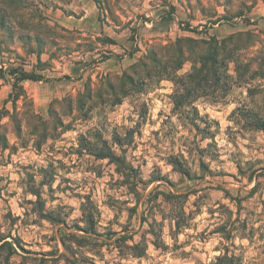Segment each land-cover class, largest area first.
<instances>
[{"label":"clouds","instance_id":"9594fccd","mask_svg":"<svg viewBox=\"0 0 264 264\" xmlns=\"http://www.w3.org/2000/svg\"><path fill=\"white\" fill-rule=\"evenodd\" d=\"M27 2L0 0L14 28L9 51L0 44V264H264V128L242 115L264 121V0ZM172 6L174 23L192 15L220 22L188 55L183 41L170 39L149 59L143 49H153L154 33L167 36ZM109 8L127 21L108 20ZM225 15L233 19L225 23ZM108 36L115 48L103 43ZM212 36L228 39L204 71L222 75L223 86L210 74L194 79ZM22 39L44 48L40 61L55 54L60 65L79 68L57 82L64 68L49 64L39 111L28 93L19 105L4 103L21 94L8 72L20 65L17 56L25 72L37 70ZM117 55L123 59H104ZM94 72L100 81L91 98H74L72 89L83 92ZM232 109L229 119L219 115ZM9 234L30 254L3 247Z\"/></svg>","mask_w":264,"mask_h":264},{"label":"rangeland","instance_id":"374dc122","mask_svg":"<svg viewBox=\"0 0 264 264\" xmlns=\"http://www.w3.org/2000/svg\"><path fill=\"white\" fill-rule=\"evenodd\" d=\"M16 2H17V6H19L21 8L31 7V5L27 2V0H16ZM218 7H221V6L218 5ZM55 10L56 11H63V9H59V8H55ZM175 15H176V8H175V6H172L170 14L164 19V23L166 25H171V27H168V29H167V36H165L164 33H154L153 38L149 40V43L153 45V49H151V50L143 49L148 54L149 59H152V57H153V51L155 50L156 44H162L164 47H167L170 39L173 42L183 41L184 46H185V53L184 54L188 55L190 51L195 50L196 46L199 43H201V42H203L205 44L208 43V39H206V36H207L206 29L209 27V25H214V24H217L220 22L218 19H216L214 17H206L205 19H203L201 21V20H197L196 17L194 15H192L189 17V21L187 23H184V24L174 23ZM200 15L202 17L205 16V9L200 10ZM107 16H108V20L113 21V22L123 23V22L127 21V17L121 16L119 9L112 10L109 8V11L107 12ZM113 18H115V19L113 20ZM138 18H140V17H138ZM99 19H101L103 21L104 18L100 17ZM140 19H142L146 25L148 23H150V20L147 16H144ZM232 19H233V17L227 16V15L223 16V20L225 23L229 22ZM193 23L197 24V27L194 29H192ZM201 23L204 25L203 28L199 27V25ZM187 25H188V27H187ZM104 26L106 28H109L110 24L105 23ZM131 31L133 33H135V31H136L135 27H132ZM13 34H14V28L11 24V21L7 18V16L0 15V37H2V39H0V44H5L4 52L9 51L8 47L6 46V42L9 39V37ZM130 38L134 40L135 35H132ZM97 39H99V38H97ZM222 39H228V38H221L219 36H212L211 37V40L214 41L215 43L209 47L206 54H201L200 60L198 61V64L200 66V71L195 74L194 79H197L198 81L203 80L206 78L207 75L210 74L213 76V78L215 79L217 84H219L220 86H223L222 75L217 76L216 72H214V71H210L208 73H206L204 71L207 64H209V63H211L213 65L216 64V62H213V58L214 57L216 58L217 50L220 47V41ZM103 43H105L106 46H109L110 48H115L117 46L115 40H113L111 36L106 37L105 40L103 41ZM21 44L24 47L28 48L29 54L35 55L37 57V62H36L37 63V70L33 72L35 74L42 75V73L49 71V64L50 63L56 65L57 67L64 68L63 77H56L55 78L57 82H60L61 80L71 81L73 73L79 71L78 67L69 68L67 66V64L60 65V62H59V60L56 59L55 54H53L50 57L49 61H40L39 57L45 55V51H44V48L39 43H37L35 50H33V48L31 47V45L28 41H25L22 39ZM141 48H142V46L138 45L136 50H140ZM68 55H71V53L66 52L65 56L67 57ZM17 58L20 59L21 63L18 66H13V67H10L8 69L9 75H11V76H12V74H11L12 69L23 70V63H24L23 58L19 57V55L17 56ZM129 58H131V57H129ZM104 59L108 60V61H114L115 59H121L122 60L123 58L119 57V55H117L116 57L105 56ZM75 63L77 65H79L81 62L76 61ZM3 75H4V70L0 69V78H3ZM120 75H121L122 79H124V80L128 79L125 74H120ZM260 78L264 79V76H261ZM79 79L80 78L77 79L76 83H79ZM98 81H100V77L95 72L92 73L91 75L87 76L86 79L84 80L83 92H80V91H78V89L73 88L72 89L73 97L74 98H80V99H85V98L90 99L91 98L90 92L92 89L95 88ZM128 82L131 83L130 80ZM48 83H49V81L46 80L45 78L41 81L24 80L21 83V94L17 95V97L14 101L11 100V97H10L9 100L4 101V103L6 105H10V106L19 105L23 102V94L28 93L31 96L33 105L36 107L37 111H39L40 110V101H41L42 96H43L44 87ZM104 83L106 84V86L109 89H111L113 87V83L110 81V79L107 76L105 77ZM163 83L164 82H162V84ZM167 83L171 84L170 81ZM160 90L165 91V88H161ZM245 92L248 95H252L254 90L246 89ZM2 93H3V88L0 87V94H2ZM181 99H183V97ZM76 109H77V104L74 103L72 111H76ZM234 112H235V109H232L229 111L227 116H224V113H222V112L219 113V115H221L225 119H229L234 114ZM242 115H246L247 118L249 120H251L258 128H261V127H259V124H261L262 122L264 123V121L255 120V117L252 116L251 114L242 113ZM9 119H11V118H9ZM218 123H220V121H218ZM13 126H15L14 122H13ZM5 139H7V138H5ZM42 147H43V145H39L37 147V151H39ZM81 148H86L83 141H81ZM5 150H7L6 145H5ZM80 154H81L80 152H75L72 155L75 157V156L80 155ZM88 154L91 155L92 153L89 152ZM96 159L107 160L108 163L110 165H113V166L115 164H120L122 167H126V165H124L121 161L113 160L112 158H110L108 156L102 157L100 155H97ZM177 166H181V165L178 164ZM114 170L119 172V168L114 167ZM241 175H244V174L241 173ZM254 178H255L254 176H245V180L248 182H251L252 179H254ZM30 179H31V177H30ZM30 194L36 195V191L30 190ZM37 199L39 200L38 196H37ZM29 202H31V201H29ZM41 207H42V205H41ZM239 210L240 209L237 208L238 212H239ZM9 216H11V213H9ZM44 220L46 223L49 222L47 217H44ZM6 241L17 242L16 240H13L11 238V234L8 235V237L6 238ZM18 244H19V246H16V248L19 249L20 253H23L24 255L30 254V252H31L30 249L24 248L21 243H18ZM3 247H8V245L5 244ZM60 247H63V244H61ZM153 247H155V246L153 245ZM44 250H45V252H47L49 254H54L53 250L51 249L50 245H48V244H45Z\"/></svg>","mask_w":264,"mask_h":264},{"label":"trees","instance_id":"16d2710c","mask_svg":"<svg viewBox=\"0 0 264 264\" xmlns=\"http://www.w3.org/2000/svg\"><path fill=\"white\" fill-rule=\"evenodd\" d=\"M187 27H188V25H187ZM192 29H194V28H192ZM213 62H217L215 57L213 58ZM11 74L17 81V85H14V87L15 86H19L20 88H21V83L24 80L41 81V80L44 79L43 76L40 75V74H35L33 72L32 73H27L24 70L12 69L11 70ZM259 127L264 128V123L262 122L261 124H259ZM100 156L107 157V156H104V155H100ZM5 244L8 245V248H11L12 244H15V246H19V244L17 242H11V241H10V243L8 241H6Z\"/></svg>","mask_w":264,"mask_h":264}]
</instances>
